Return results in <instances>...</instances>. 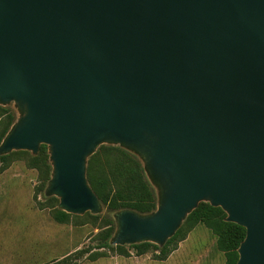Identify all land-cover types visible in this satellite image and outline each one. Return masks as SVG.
<instances>
[{
  "label": "water",
  "instance_id": "95a60500",
  "mask_svg": "<svg viewBox=\"0 0 264 264\" xmlns=\"http://www.w3.org/2000/svg\"><path fill=\"white\" fill-rule=\"evenodd\" d=\"M0 107V156L45 146L65 214L104 212L99 146L138 160L155 208L113 212L110 246L161 248L202 202L264 264V0H0Z\"/></svg>",
  "mask_w": 264,
  "mask_h": 264
},
{
  "label": "trees",
  "instance_id": "16d2710c",
  "mask_svg": "<svg viewBox=\"0 0 264 264\" xmlns=\"http://www.w3.org/2000/svg\"><path fill=\"white\" fill-rule=\"evenodd\" d=\"M15 115L9 107H0V141L13 123ZM24 156L30 168L39 171V184L34 188L33 200L38 208H49L51 218L56 223H66L73 215L65 214L56 209L57 200L53 197L44 198L42 191L49 177L50 168L47 164L45 146L40 145L36 156H30L25 151L11 152L0 156V163L6 166L9 158ZM86 179L89 187L97 196L104 213L90 215L85 213L84 218L97 229L93 239L97 242L90 247L77 249L59 259L51 260L46 264H73L84 257L88 261H95L106 256L107 252L119 256H129L125 247L110 246L108 240L113 232L114 225L111 214L120 209H131L137 213H148L155 208L153 189L146 181L138 160L118 147L99 146L87 159ZM42 196V202L36 201L37 195ZM225 215L218 207H211L207 203H198L182 222L174 235L161 248L150 243H141L129 246L135 256H141L148 250L156 252L153 257L157 261H164L182 241L186 233L195 225L201 224L215 237V248L224 257L223 264H235L236 249L244 237V229L233 223L224 222Z\"/></svg>",
  "mask_w": 264,
  "mask_h": 264
},
{
  "label": "rangeland",
  "instance_id": "374dc122",
  "mask_svg": "<svg viewBox=\"0 0 264 264\" xmlns=\"http://www.w3.org/2000/svg\"><path fill=\"white\" fill-rule=\"evenodd\" d=\"M39 171L27 165L24 156L0 163V264H46L77 249L94 247L97 229L87 218L75 216L56 223L49 208H38L33 200ZM42 202V196H36ZM104 213V212H103ZM107 252L95 261L84 257L73 264H223V254L215 248V237L201 224L190 229L164 261L154 259L152 250L135 256Z\"/></svg>",
  "mask_w": 264,
  "mask_h": 264
}]
</instances>
